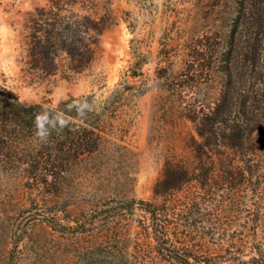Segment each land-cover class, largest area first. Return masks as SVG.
Segmentation results:
<instances>
[{
    "label": "trees",
    "instance_id": "16d2710c",
    "mask_svg": "<svg viewBox=\"0 0 264 264\" xmlns=\"http://www.w3.org/2000/svg\"><path fill=\"white\" fill-rule=\"evenodd\" d=\"M109 2L49 0L29 10L23 77L87 69L102 34L119 21ZM164 17L156 105L171 119H191L196 133L184 138L187 153L166 156L153 198L138 201L148 220L133 264H264V0H166ZM142 63L139 55L124 77L141 75ZM124 77L109 94L70 95L57 104L0 86V178L51 201L36 208L54 228L63 230L60 213L71 210L60 196L77 167L129 150L112 120L136 86ZM247 209L253 217H240ZM92 215L78 220L83 233ZM105 243L96 240L95 255L126 263L125 253Z\"/></svg>",
    "mask_w": 264,
    "mask_h": 264
},
{
    "label": "rangeland",
    "instance_id": "374dc122",
    "mask_svg": "<svg viewBox=\"0 0 264 264\" xmlns=\"http://www.w3.org/2000/svg\"><path fill=\"white\" fill-rule=\"evenodd\" d=\"M48 1L0 0V86H9L24 100L45 104H57L70 95L109 94L141 55L143 72L124 77L125 83L136 86L112 118L129 150L109 163L95 166L97 160H87L77 167L60 196L71 209L60 213L63 230L41 218L38 208L49 207L51 201L0 178V264H121L94 254L93 245L102 237L105 244L127 255L122 264H133L136 236L148 220L138 201L153 198L166 156L170 151L187 153L184 138L196 133L191 119H171L156 105L166 0H109L119 21L102 34L92 64L83 71L61 67L46 79L29 81L20 68L21 30L27 12ZM132 199L135 203L128 206ZM90 213L89 230L83 233L77 222ZM240 217L253 214L247 209ZM260 218L259 232L264 235V208Z\"/></svg>",
    "mask_w": 264,
    "mask_h": 264
}]
</instances>
